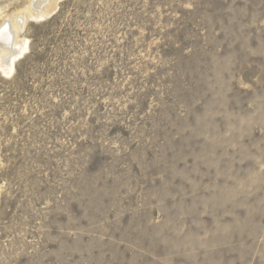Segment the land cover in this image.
<instances>
[{"label":"rangeland","instance_id":"1","mask_svg":"<svg viewBox=\"0 0 264 264\" xmlns=\"http://www.w3.org/2000/svg\"><path fill=\"white\" fill-rule=\"evenodd\" d=\"M54 5L0 64V264H264V0Z\"/></svg>","mask_w":264,"mask_h":264},{"label":"bare ground","instance_id":"2","mask_svg":"<svg viewBox=\"0 0 264 264\" xmlns=\"http://www.w3.org/2000/svg\"><path fill=\"white\" fill-rule=\"evenodd\" d=\"M54 4L55 0H39L25 11L16 13L14 15L16 18L15 21L12 22L11 28L7 27L9 21H6L5 24L0 27V50L3 57L0 60V64L4 71H9L13 68L15 57L22 51L21 47L25 41H18V32L23 27L27 17L43 16L48 13V11L52 10L53 6H55ZM18 44H21V47H19Z\"/></svg>","mask_w":264,"mask_h":264}]
</instances>
